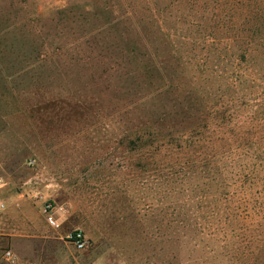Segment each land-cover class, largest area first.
Instances as JSON below:
<instances>
[{
  "label": "rangeland",
  "instance_id": "rangeland-1",
  "mask_svg": "<svg viewBox=\"0 0 264 264\" xmlns=\"http://www.w3.org/2000/svg\"><path fill=\"white\" fill-rule=\"evenodd\" d=\"M0 202L14 264H264V0H0Z\"/></svg>",
  "mask_w": 264,
  "mask_h": 264
},
{
  "label": "trees",
  "instance_id": "trees-1",
  "mask_svg": "<svg viewBox=\"0 0 264 264\" xmlns=\"http://www.w3.org/2000/svg\"><path fill=\"white\" fill-rule=\"evenodd\" d=\"M222 116H217L215 121L220 120L221 122H226L228 123L229 120H227V116L225 113L221 114ZM209 119V115H206L205 112H203V122H207ZM224 132L219 133V132H206L205 134H194L193 138L198 141L199 143L201 142L202 144L206 145V149L214 152L217 149H221L220 154H223V162H226L225 171H227L229 174H232L233 177L240 182V184H244L246 182L252 183L256 179V169L254 168L256 165H259V156L255 155V153L251 152L250 147H240L237 146L235 148H231L226 150H223L225 145L228 142V138L224 136ZM160 138L163 140L167 139H173L174 136L173 134L168 135L167 138H164L162 134L160 135ZM175 139V138H174ZM175 141V140H174ZM219 141V146H208L210 145L211 142H216ZM174 143H179V141H175ZM173 145L176 148L181 147L180 144H174ZM192 143V142H191ZM261 160V159H260ZM258 163V164H257ZM261 164V163H260ZM260 167V165H259ZM224 170V169H223ZM264 233V231H260ZM258 230L256 232V235L254 238H251L252 244L257 247L260 243H264V239L262 241L260 240L261 236ZM264 237V236H262Z\"/></svg>",
  "mask_w": 264,
  "mask_h": 264
},
{
  "label": "built area",
  "instance_id": "built-area-1",
  "mask_svg": "<svg viewBox=\"0 0 264 264\" xmlns=\"http://www.w3.org/2000/svg\"><path fill=\"white\" fill-rule=\"evenodd\" d=\"M29 165H32V162H29ZM32 198L37 199L38 194H32ZM5 210V206L2 202H0V213ZM42 215L48 226L56 228L59 225L57 224L56 217H55V209L49 202H45L41 208ZM66 240L69 244L73 245L76 249L82 250L86 246V240L83 234L79 231L70 232L66 235ZM0 257L8 263L14 264L15 263V256L11 250H3L1 252Z\"/></svg>",
  "mask_w": 264,
  "mask_h": 264
}]
</instances>
